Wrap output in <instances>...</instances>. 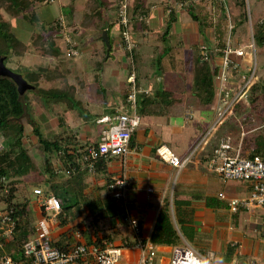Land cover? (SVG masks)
Listing matches in <instances>:
<instances>
[{"label":"trees","instance_id":"obj_1","mask_svg":"<svg viewBox=\"0 0 264 264\" xmlns=\"http://www.w3.org/2000/svg\"><path fill=\"white\" fill-rule=\"evenodd\" d=\"M28 2L29 0H0V58H5L4 65L6 67L7 62H12L15 58L32 53L33 50L42 51L44 55L54 58H58L60 55L59 49L55 48L53 39L48 33L50 32L48 31L50 26L45 22H40V25L39 22L36 24L31 35V42L29 43H25L12 33V24L4 19L1 11L7 13L11 18H17L26 10L29 5L27 4ZM146 2L147 0H129L127 4V12L131 14V20L135 22L140 21L139 23L143 27L145 24L141 22L139 17L148 14ZM30 3L34 7L41 4L45 6L51 5L44 3V0H30ZM107 3V0H91L88 3V6L91 5L90 12H87V4L79 7L78 10L82 14L80 22L82 29L88 30L91 27L103 24L104 28L101 29V35L106 31L112 46L111 29L113 26L111 25L113 22H111L112 17L107 16V11L105 10ZM245 3V0L215 2L214 5L217 8L215 20L207 17L201 18L190 13L197 5L195 7L190 6L187 9L192 19L198 22L201 33L207 28L213 29L216 41L215 48L218 50L219 56H223L222 52L227 45L226 39L230 23L227 22L228 18L235 25L248 21ZM173 11L172 9L169 14V20L162 32L163 35H161L164 41L165 37L169 36L172 25L175 22ZM219 13H222L221 16H218ZM28 17L33 24L38 21L34 11ZM260 20L254 24L253 40L255 50L261 49L264 52V22L260 23ZM111 52L112 49L110 50V54ZM128 54L132 56L131 58H135L136 61L135 55L137 52L126 53V55ZM109 58L110 55L108 58L106 57L105 47V59ZM162 58L163 56L157 57L155 65H158L160 75H165L167 70L163 68ZM212 59L213 56L210 55L208 58H205L203 50H199V52L194 53L192 56L189 66L193 72L190 90L194 92L196 98L203 106H211L214 103L215 92L217 90L215 77L219 71V66L217 65L214 68H208L207 66L208 62L212 64ZM250 71L249 69L248 72H241L248 76L251 73ZM20 72L24 73L23 78L33 86V89L26 91L23 95L19 93L17 85L11 78L0 76V139L4 146L0 154V205L7 210L14 209L13 219L15 221V228L11 236L6 240H1L5 243V252L2 253L8 254L18 262L24 261L23 247L35 233L36 219L31 202L35 199L34 190L36 188L42 189L46 195H54L62 200V212L59 216L60 226L69 225L71 220L77 215L82 216L83 213L86 215L83 219L84 221L89 217L91 218V222L85 225L86 230L83 232V236L87 238V243L102 245L103 241L112 242V235L108 234L107 236L99 237L96 232L98 231L97 228L94 227L95 232L93 234L92 227L99 225L100 222L107 219L115 218L121 213L122 207L113 195L94 200L87 194V177L90 175L87 165L89 162L85 161L84 158L87 146H79L77 133L72 130H64L51 137L46 136L43 134L37 120L38 115L44 114L49 119L57 120L59 126L63 127L64 120L62 116L64 110H77L81 116H87V102L78 97V91L75 86L67 82L61 83L60 77L62 75L56 71H53L52 75L48 70L42 68H20ZM232 76H234L233 72ZM141 78L140 74L135 78V86L136 90H138L137 113L139 117L168 116L171 108L181 101L180 98L177 99L173 92L167 89H156L153 94L140 92V89L145 87L142 84ZM56 79L60 82V87L53 86L52 82H55ZM40 81H44L45 84L41 86ZM129 85L128 80L126 82L125 93L119 103L121 105L120 108L130 109L126 102ZM102 91L97 90V95L102 97ZM30 96L36 100L38 110L40 111H35V113L29 110L32 115L31 129L36 140L35 148L40 151L42 159V164L40 165L32 157L29 149L25 147L27 130L23 120L26 119L27 114L29 115ZM236 116L241 118L242 125L246 126L245 130L247 134L252 131L253 124H259L258 126L264 124V78L262 80L258 78L252 80L249 89L235 105L233 114L215 129L216 134L214 132V135L218 136L222 141L230 139L232 147L235 148L237 145H235L233 137L241 133V126L237 125ZM227 125L229 126L227 127L228 129H226ZM230 125L237 127L238 130L234 131L233 128H230ZM253 136L252 146L250 145L244 149L241 148V157L248 159L260 157L264 160V128L255 132ZM97 144L94 145L97 146ZM55 161L57 164H54ZM108 161L110 160L103 159L93 162L95 164L94 174L102 173ZM61 175L64 178L58 181ZM31 178L35 180V186L28 188L25 183H28V180ZM107 181L109 183L110 178H107ZM248 188L250 189V187ZM59 190H62L61 196L58 193ZM210 202L213 205L214 200ZM173 205L174 215L171 212L169 200H165L159 210L150 237V242L155 247H182L184 246L183 239L189 243L194 242L193 235L195 231L187 225V217H185L184 212H181V209H183L181 206H188V203L173 201ZM73 207L77 208L76 214L73 216L68 215L67 210ZM176 224L179 230H177ZM76 227H72V230H75ZM52 244L61 250H66L67 248V246H62L60 241H53ZM205 255L203 257H206Z\"/></svg>","mask_w":264,"mask_h":264},{"label":"crops","instance_id":"obj_2","mask_svg":"<svg viewBox=\"0 0 264 264\" xmlns=\"http://www.w3.org/2000/svg\"><path fill=\"white\" fill-rule=\"evenodd\" d=\"M83 2L75 0V4L73 5L71 0H58L57 3L63 9H57L58 11H55L56 15L54 17L51 16V12L49 13L50 15L42 14V16L52 17V19L48 20L42 17L40 22H45L50 26L48 30L50 32L48 33L53 39L55 48L59 49L60 52L58 58L49 55L47 58L52 60L59 59L62 57L63 49L66 54L63 34L54 28V20L66 18L69 26H72L67 28L69 30L74 29L73 31H69L74 39L75 34L87 33V30L80 29L79 32L75 29L82 20V14L79 13L78 8L76 9V4H82ZM175 2L176 0H147L148 14L143 20L145 26L143 27L138 23L136 27H132V35L138 50V57L141 58L143 55L150 57L151 50L154 51L156 48L161 50L162 46L166 49L164 48L165 50L162 51L160 56L167 53L170 54V58H173V56L177 57L187 50L194 55L199 50L206 48L210 50L211 56H213L212 67H216L218 65L216 61L218 50L215 48L216 41L213 29L207 28L201 33L198 22L194 21L190 14L193 13L195 16L201 14L203 17L215 20V13H217L216 6L214 3L205 2L197 5L189 13L187 10L176 9L174 7ZM64 8L68 9L67 13L64 11ZM169 9L174 10L175 22L172 25L169 36L165 37V41L160 40L165 45H153L150 49L148 43L157 40V35H159L158 30H161L169 20ZM263 18L264 13L263 16L259 15L257 17L256 22ZM230 26H232V29ZM236 27L237 25L234 23H229L226 40L231 43L233 48L246 49V46L240 41V35H238L237 29H235ZM117 28L116 25L111 31V37L114 39L112 50L115 52L120 47V43L115 41V37L118 34ZM233 29L237 33L236 36L231 34L234 31ZM93 37L94 34L91 39H87V42L91 40L94 44L98 39L94 40ZM78 43L80 53H82L81 47L84 45H80L82 44L80 41ZM98 50L100 49L97 48ZM31 55V53H27L24 56L25 62L29 60L28 57ZM123 56L126 58L125 54ZM119 57L121 59V63H119L123 66L124 58L120 55ZM105 60L107 61L108 59ZM87 62L89 63L90 60L88 59ZM21 67L25 69L36 68L30 64L28 67L22 64ZM38 67L45 69V67ZM58 68V66L54 68V71L65 75ZM92 70L95 71V68H92ZM109 73L115 79L121 77L124 81L120 83L118 91L115 92L117 93L116 97L110 102H106L103 96L99 102L95 99L87 98V116H81L77 110H64L62 116L64 120L63 127L59 126L56 120L59 131L57 129L58 132L54 135L64 130H72L77 133L79 146L89 147L100 141L103 125L98 124L97 120L120 108L121 105L119 103L125 93V83L128 82L125 72H121L116 67H112ZM97 74L99 75L98 71ZM218 84L215 81L217 90L215 92L214 103L211 106L201 105L194 92L191 98L197 104L192 106L188 104L186 94H181L184 97L177 94V97L179 96L178 98L181 101L171 108L168 116H144L141 118L140 128L131 141L132 152L126 158L125 163H122L119 159H112L105 165L106 168L102 173H90L89 177H87V194L94 200L105 196H112L114 193L112 189L114 179L125 177L129 183L125 192V200L129 205L131 215L140 224L145 241L150 242L157 215L165 200L170 201L173 215V201L186 202L188 206H181L186 211L181 209V212H184L185 217H187V225L192 227L195 234L193 235V243H189L183 239L184 244H189L202 256L206 254L205 258H209L211 264H247L251 261L254 262V258L257 260L254 264H264V208L252 211H239L238 213L231 212L229 209L230 199L243 197L248 194L249 186L244 183L224 184L210 166L209 160L221 148L222 143V139L214 135L215 130L208 134L215 118V105L218 102ZM196 108L201 109L200 114L195 113ZM207 110L212 111L214 114L212 122L206 116ZM194 118H197L196 122H193ZM46 119L49 118L47 117ZM160 147L169 149L179 160L183 162L187 160V162L181 169L172 167L157 156V150ZM107 178H110L109 183ZM220 194H223L225 198H220ZM211 200H214L213 205H211ZM31 207L35 215L36 226L42 217L36 199H33L31 202ZM122 212L123 209L118 216L110 219L114 229L109 231V234L113 238L111 243L115 246L126 245L123 250L122 259L118 264H141L142 252L133 247L135 238L126 224L122 222L120 216ZM83 215V218H85L86 215ZM82 221L83 219L79 223H82ZM1 227L0 225V229ZM85 230V225L72 230V223L64 227L58 224L53 231L52 239L54 242L60 241L62 246L69 248L76 243L74 237L76 231H80L83 237L82 240L87 242V238L83 236ZM177 230H179L178 226ZM4 245L5 243L3 242V246L0 247V258L6 254L2 253L5 252ZM173 249L170 246L156 247L155 263L170 264Z\"/></svg>","mask_w":264,"mask_h":264},{"label":"built area","instance_id":"obj_3","mask_svg":"<svg viewBox=\"0 0 264 264\" xmlns=\"http://www.w3.org/2000/svg\"><path fill=\"white\" fill-rule=\"evenodd\" d=\"M56 0H44L46 4H53ZM224 0H180L174 7L178 10H187L190 6H196L202 2H223ZM119 11L120 25L124 27L122 39L125 47L131 51L132 44L127 34V6L126 0H122ZM172 9H169V13ZM264 22V18L260 23ZM59 29L63 34L66 45V57L68 59L80 56V46L73 35L67 30L65 21L58 20ZM232 29V26H230ZM57 30V27H56ZM252 42L248 48L252 47L255 51L253 34ZM221 57L220 70L217 72L215 81L218 82V99L215 105V122L209 130L211 133L216 127L228 120L233 114V109L238 100L249 89L255 76V65L251 68L250 75H245L241 71L246 66L251 57L247 56L244 49L233 48L228 43L223 50ZM205 58L211 56L209 49L203 48ZM248 57V58H247ZM240 60V61H238ZM241 60L243 64H241ZM232 72L234 76H232ZM233 77L234 79H230ZM231 80H238L234 84L227 85ZM135 74L129 77V91L126 102L130 109L118 108L113 113L103 116L97 123L103 125L101 138L97 146L91 145L86 148L85 161L89 162L88 170L94 173L95 164L103 159H119L125 163L126 158L132 152L131 141L140 128L141 118L137 113V94L135 86ZM239 82V83H237ZM240 135H246L244 128L241 126ZM3 142L0 139V154L3 151ZM232 152V154H230ZM157 156L163 162L174 168L181 169L184 162L179 160L169 149L160 147L157 150ZM211 169L218 175L224 184L244 183L250 189L248 194L243 197H235L229 201V209L233 213L239 211H252L254 209L264 208V160L260 157L253 159L241 157V145L232 147L231 140L225 139L221 143V148L216 151L215 155L209 160ZM129 183L125 177L115 178L112 189L113 197L119 202L123 212L120 215L121 220L130 229L135 238L134 248L141 250V264H156V247L142 236L140 224L129 210L126 203V190ZM7 192V191H6ZM34 196L37 200L41 219L35 226V233L23 247L24 261L18 262L9 255H3L0 258V264H118L122 259L125 246H115L113 243L103 241L102 245L94 243L88 244L82 240V233L76 231L74 234L76 243L66 250L58 249L53 246V231L58 226V218L62 212V200L54 195H46L42 189L36 188ZM220 198H225L223 194ZM14 209H5L0 205V247L3 246L1 240L9 238L15 228L13 219ZM170 264H211L209 258L200 255L189 244L182 247L174 248L170 258ZM250 264H254L251 262Z\"/></svg>","mask_w":264,"mask_h":264},{"label":"rangeland","instance_id":"obj_4","mask_svg":"<svg viewBox=\"0 0 264 264\" xmlns=\"http://www.w3.org/2000/svg\"><path fill=\"white\" fill-rule=\"evenodd\" d=\"M72 1V0H71ZM76 1H80L83 2L82 4H76V9L79 7H83L87 4V12H90V6H88L89 1L91 0H76ZM108 3L106 5V11H107V16L112 17L111 22H113V24L111 26L115 27L117 25V29H118V34L115 37V41L120 43V47L116 50V52L114 50H112L111 54H110V58L106 61L105 60V44L103 43V41L101 40V29L104 28L103 24L97 25L96 27H91L87 30V33L85 34V32L81 33L80 35L75 34V39L78 40V42H82V44L80 45H84L81 47L82 53H80V56L72 59V60H68V58L66 59L65 56V52L63 49V54L62 57H60L59 59H55L52 60L50 58H47V55H44L42 53V51H37V50H33L32 51V55L29 58V60H26L25 62V58L24 56L20 57V58H15L14 60H12V62H7V68H9L12 72L14 73H20L21 75L24 76L23 72H20V68L22 64L28 65H34V67H36L35 69L40 67H45L46 70H48L50 73H52L53 75V71L54 68H56L57 66L59 67L58 69L61 71V73H65L64 74H60L62 75L61 78V83H68V84H73L77 91H78V97L82 98L83 100H85L87 102V98H91L92 100H97V102H99L102 97L97 95V90L98 91H102L101 95H103L104 99H106V102H110L112 99H114V97H116L117 93H115L116 91H118L117 89H119L120 87V83L124 82L123 78H116L112 75H110V71L112 70V67H116V69H120L121 72L124 71L125 75L127 76V80H129V77L132 73L135 74V78L139 76L141 78L142 84L143 86L145 85L144 88L140 89V92H143L145 94L150 93L153 94L156 89H167L173 92V94L176 96L177 99H179L177 97V94L179 95H183L186 94V97L188 98V104L190 106L192 105H196V101L194 99H192V94L193 92H191L190 88L192 86V79H193V72L190 69V61L192 60V56L193 53H191L190 51H185L183 53H181V55L170 58V54H163V68H165L167 70V73L165 75H160V71H158V65H155L156 62V58L159 57L162 54V51H164L166 48L162 45H165V43H161L160 40H162L161 36L162 32L166 26V24L164 25V27H162L161 30H158V34L157 35V40L156 41H151L149 44V48L151 49V46L153 45H158V46H162V49L159 50V48H156V50L154 51H150V57H147V55H143L140 57H138V55L136 54V61L135 58H131V55H126V53L128 52H138L137 47L135 45L134 42V38L132 35V27H136L137 24L140 22H135L134 20H131V14L128 13L127 14V20H128V24L126 27L127 30V34L129 37V41L132 44V50L129 51L126 47H125V43L124 40L122 39V30H123V26L120 25L119 22V11L121 9V1L122 0H107ZM58 1H56L54 4H51L49 6H45L43 4L38 5L36 7H34V5H31L30 0L27 4H29L26 8V10L19 15L17 18H11L9 15H7V13H5L4 11H1V14H3L4 19L9 21L12 24V33L19 39L23 40L25 43H29L31 42V35L33 34V30L35 29L36 24L39 22L40 20H42L41 18L43 17V19L48 20V19H52V17H54L56 15L55 11H58L60 9H63L61 7V5L59 3H57ZM69 2V1H68ZM75 0L72 1V4L74 5ZM129 0H126V6L128 4ZM178 2V0H176V3ZM245 4H246V12H247V18L248 21L244 22L243 24H239L237 25V27L235 29H237L238 35H240V41L242 42L243 45L246 46L245 53L247 54V56L251 57V59H249L247 62L245 61L246 67H244L242 69V72H248L249 69L251 70V68L254 67L255 65V76L254 78H258L259 80H262L264 78V52L261 49H256L255 51L252 50L251 48H248V46L250 45V43L252 42V38L251 35L253 34V27L254 24L256 22V19L259 15L263 16L264 13V2L263 0H245ZM174 5V6H175ZM42 6V8H41ZM58 9V10H57ZM36 13V16L38 18V21L34 22L35 24H33L30 20L28 15L32 12ZM64 11L67 13L68 9L64 8ZM51 12V16H42V14H49ZM169 13V12H168ZM232 13V12H230ZM229 13V16H230ZM81 14V13H80ZM170 14V13H169ZM233 14V13H232ZM50 15V14H49ZM169 16V15H168ZM199 17H203L201 14H198ZM220 16V13H219ZM146 16H141L139 17V19L143 22V20L145 19ZM217 17V16H216ZM65 21L66 27H72L71 25L69 26V24L66 21V18H62ZM114 19V20H113ZM58 20H54V28L57 27L58 31H60L59 29V23ZM116 21H118L116 23ZM228 23H232L231 21H229L228 18ZM140 24V23H139ZM233 25V24H232ZM234 26V25H233ZM112 27V29H113ZM140 27V26H139ZM75 29H77V31L80 32V29H82V26H80V23L75 27ZM111 29V31H112ZM136 29V28H135ZM68 31H73L74 29H70L67 28ZM234 30V29H233ZM75 32V31H74ZM236 31L234 30L231 34L236 36L237 33H235ZM235 33V34H234ZM94 34V40H96V42L93 41L91 42L88 41L89 38L91 39L92 36ZM88 37V38H87ZM113 38L111 37V43L113 44ZM91 42V43H90ZM118 43V44H119ZM230 46L231 43L227 42ZM88 44V45H87ZM92 44V45H91ZM94 45V47H93ZM92 46V48H91ZM114 47V46H113ZM97 48H99L100 50L97 51ZM142 48V47H141ZM165 48V49H164ZM89 49H91V51H89ZM119 53V54H118ZM126 55V58H124L125 56H123L124 54ZM120 56H122L123 59V66L120 65L121 63V59ZM247 57V58H248ZM176 58V59H175ZM216 61L218 66L221 65V58L220 56H216ZM38 59V60H37ZM90 60V62L88 63L87 60ZM240 61V60H238ZM244 60H241V64H243ZM120 62V63H119ZM215 64V63H214ZM38 65V66H37ZM208 68H213L211 63L208 62L207 63ZM20 67V68H19ZM120 67V68H119ZM136 67V68H135ZM92 68H95V71L92 70ZM108 70V71H107ZM136 70V71H135ZM97 71L99 73V75L97 74ZM129 75V76H128ZM162 78H161V77ZM114 77V78H113ZM161 79V80H160ZM230 79H234L233 77H231ZM125 80V77H124ZM161 82H160V81ZM236 81L238 80H231L230 83H228L227 85L230 84H234L236 83ZM53 86L55 87H60V82L56 79L55 82H52ZM239 83V82H237ZM45 84L44 81H40V85L43 86ZM125 87H126V83H125ZM103 88V89H102ZM125 91V89H124ZM138 91V90H137ZM88 95V96H87ZM181 95V96H182ZM31 97V102L29 103V109H28V113L26 115V119L23 120L24 125L26 127V138H25V147H27L30 151V154L32 155V157L35 158V160L37 161V163L40 165L42 164V159L40 156V151H38L35 148V143L36 140L33 136L32 133V129H31V118L32 115L30 113L31 112H40L38 109V105L36 100ZM184 97V96H182ZM244 98V97H243ZM30 110V111H29ZM201 109L196 108L195 113L196 114H200ZM208 112H206V116H208V120H210L212 122L213 120V116L214 114L216 115V112H214V114L212 113V111L207 110ZM35 112V113H36ZM204 112V111H203ZM194 113V114H195ZM195 114V116H196ZM47 116L44 114L38 115L37 120H38V124L43 132V134H45L48 137H51L52 135H54L55 133H57L59 131V127L57 125L56 120L53 119H46ZM235 119L238 121L237 125H240L244 128V130L246 129V126L244 127V125H242V121L241 118L239 117H235ZM53 120V121H52ZM197 118L193 119V122H196ZM215 122V118L212 122V125ZM236 122V121H235ZM253 123V122H252ZM229 125V124H228ZM226 126V129H228ZM235 125V124H234ZM259 125V124H258ZM257 124H253L252 125V131H250L248 134L246 132V135L242 136L237 134L235 137H233V139H235V145L240 146L241 148H247L248 146H252V142H253V135L255 132H258V130L260 131V129L264 128V124H261V126H258ZM230 128L234 129V131L238 130L237 127L235 126H231ZM58 129V131H57ZM230 130V129H229ZM216 134V132H215ZM54 164H57V162L55 161ZM63 180V175L59 176L58 181ZM27 185V187H34L35 186V180H33L32 178L30 180H28V183H25ZM62 190H59L58 193L61 196ZM106 194V193H105ZM75 207L68 209L67 213L68 215H73L76 212ZM84 215L82 213L81 215H77L73 220H71L70 222L72 223V227H76L79 228L81 225H87L91 222V218L89 217L87 220H83L82 223H79L83 218ZM59 221V218H58ZM60 222V221H59ZM69 223V224H71ZM79 225V226H78ZM113 224L111 222L110 219H107L103 222H100L99 225L93 226L92 227V232L94 234V227L97 228L98 231L97 235L98 236H104L106 234H109V231H112V229H114ZM112 227V228H111ZM95 228V229H96ZM110 235V234H109ZM107 236V235H106ZM253 262V261H251ZM250 262V263H251ZM254 262H257L256 258H254ZM247 263V264H250Z\"/></svg>","mask_w":264,"mask_h":264},{"label":"water","instance_id":"obj_5","mask_svg":"<svg viewBox=\"0 0 264 264\" xmlns=\"http://www.w3.org/2000/svg\"><path fill=\"white\" fill-rule=\"evenodd\" d=\"M101 40L105 44L106 47V57L108 58L110 55V50L112 49V46L109 41V37L107 35V32L104 31L101 36ZM4 57L0 58V76H5L11 78L15 84L17 85L18 91L21 95H23L26 91L33 89V86H31L24 78L23 75L19 73H14L10 71L5 65H4Z\"/></svg>","mask_w":264,"mask_h":264}]
</instances>
